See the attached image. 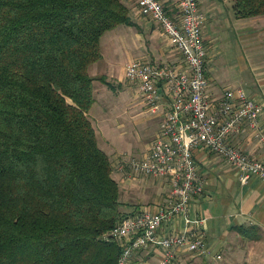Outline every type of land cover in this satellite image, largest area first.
I'll use <instances>...</instances> for the list:
<instances>
[{
    "label": "trees",
    "instance_id": "trees-1",
    "mask_svg": "<svg viewBox=\"0 0 264 264\" xmlns=\"http://www.w3.org/2000/svg\"><path fill=\"white\" fill-rule=\"evenodd\" d=\"M232 1L237 18L264 15V0ZM129 11L124 0H0V264H117L121 247L103 235L126 214L88 115L89 66Z\"/></svg>",
    "mask_w": 264,
    "mask_h": 264
},
{
    "label": "crops",
    "instance_id": "crops-1",
    "mask_svg": "<svg viewBox=\"0 0 264 264\" xmlns=\"http://www.w3.org/2000/svg\"><path fill=\"white\" fill-rule=\"evenodd\" d=\"M162 1L167 14L177 19V0ZM200 1L206 18L203 36L207 48L205 73L210 82L207 94L212 99H219L225 89L242 88L261 106L257 128L233 136L232 141L250 157L264 160V148L259 140L264 135V15L237 18L232 0ZM124 2L130 10L131 23L120 24L103 34L100 41L102 57L89 66L95 98L88 112L89 118L97 102L103 96L108 98V92L124 95L125 117L120 119L118 126L128 127V134L132 133L131 140L126 138L124 146L111 143L105 129L100 138L99 120L90 118L98 145L108 154L111 163L123 153L128 157L143 156L158 134L165 114L171 110V100L165 96L160 109L151 112L137 85L126 79L125 65L138 58L181 65L180 54L168 41L160 24L142 14L135 0ZM229 20L232 23H228ZM235 30L242 32L239 46H236L242 59L230 64L226 60L228 55L224 62L213 65L216 58L213 36H222L224 43L233 45ZM193 156L206 180L204 192L193 197L185 217H177L163 225L161 234L181 229L203 230L201 221L204 220L206 243L213 254L205 256L184 251L176 256V263L203 264L207 259L209 264H264V181L252 175L243 182L239 172L226 159L203 147L194 149ZM113 176L119 183L121 209L126 215L142 209L157 210L171 191L168 179L133 177L117 171ZM249 235H256V238ZM161 254L158 244L152 243L134 255L132 264H157Z\"/></svg>",
    "mask_w": 264,
    "mask_h": 264
},
{
    "label": "built area",
    "instance_id": "built-area-1",
    "mask_svg": "<svg viewBox=\"0 0 264 264\" xmlns=\"http://www.w3.org/2000/svg\"><path fill=\"white\" fill-rule=\"evenodd\" d=\"M135 1L142 14L160 24L180 54L181 65L141 58L125 65L126 79L137 85L151 112L160 109L165 96L171 100V110L143 156L128 157L123 153L112 166L133 177L168 179L171 191L157 210L142 209L125 215L103 236L119 243L117 264H132L134 255L152 243L162 250L157 264H177L180 252L213 254L206 243L204 220L203 230L161 234L163 225L185 217L193 197L204 192L206 180L193 150L203 147L223 157L243 182L252 175L264 181V160L250 157L232 141L233 136L257 128L261 106L242 88L225 89L219 99L207 94L210 82L205 73L207 48L203 36L206 18L200 0H177V19L167 14L162 0ZM259 140L264 148V135Z\"/></svg>",
    "mask_w": 264,
    "mask_h": 264
},
{
    "label": "rangeland",
    "instance_id": "rangeland-1",
    "mask_svg": "<svg viewBox=\"0 0 264 264\" xmlns=\"http://www.w3.org/2000/svg\"><path fill=\"white\" fill-rule=\"evenodd\" d=\"M231 21L229 20L228 23ZM232 23V22H231ZM235 25V24H233ZM241 33L237 30H235L234 34V44L229 45L228 43H224L222 36L220 37H214V53L216 54V58L214 60L213 65H218L220 61H225L226 57L229 55V58L226 59L230 61V64H236V61L239 62L242 57L237 54L238 50L237 47L239 46L238 41L241 39ZM222 35V34H221ZM236 36V37H235ZM236 38L238 40H236ZM212 39V40H213ZM233 42V41H232ZM237 46V47H236ZM226 51V52H225ZM220 52L223 54L220 55ZM225 52V53H224ZM229 65V64H228ZM108 98L103 96L102 99H100V102H97L96 106H94L93 112L90 114L91 120H95L94 118H97L99 120L98 124V133L99 137L101 138V131L103 129L107 130V134L109 135L110 142L113 143L115 146H124L126 138H129L131 140L130 134H128L129 128H119L118 124L120 122V119H124V100L123 94L119 93H113L108 92ZM124 131H127L126 133H123ZM136 136V135H135ZM135 139V137H133ZM117 143V145L115 144ZM210 261L205 259L203 264H209Z\"/></svg>",
    "mask_w": 264,
    "mask_h": 264
}]
</instances>
